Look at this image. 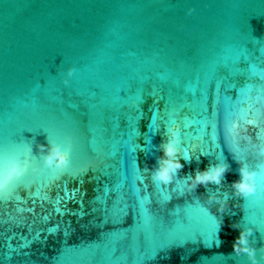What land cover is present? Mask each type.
Wrapping results in <instances>:
<instances>
[{"label":"water","instance_id":"1","mask_svg":"<svg viewBox=\"0 0 264 264\" xmlns=\"http://www.w3.org/2000/svg\"><path fill=\"white\" fill-rule=\"evenodd\" d=\"M0 185V264H264V0H0Z\"/></svg>","mask_w":264,"mask_h":264},{"label":"clouds","instance_id":"2","mask_svg":"<svg viewBox=\"0 0 264 264\" xmlns=\"http://www.w3.org/2000/svg\"><path fill=\"white\" fill-rule=\"evenodd\" d=\"M159 147L162 155L158 161V166L152 172V178L155 181L168 184L173 180V174L184 167V162L182 163L180 157L178 130H169L166 138H162ZM44 164L48 168H63L69 164V157L60 149L59 145H53L45 156ZM227 170L228 166L219 163L209 165L204 169L194 170L190 187H197L205 183L220 184L221 177L226 175ZM238 176L239 178L232 182L236 195L247 196L252 194L255 191V173L251 172L246 166H241L238 169ZM210 199L213 198L210 197ZM244 251L248 250L244 249Z\"/></svg>","mask_w":264,"mask_h":264},{"label":"snow or ice","instance_id":"3","mask_svg":"<svg viewBox=\"0 0 264 264\" xmlns=\"http://www.w3.org/2000/svg\"><path fill=\"white\" fill-rule=\"evenodd\" d=\"M154 126V125H153ZM52 141L54 144L59 145L60 149L66 154V155H70V148L67 145V143L58 135H53L52 137Z\"/></svg>","mask_w":264,"mask_h":264}]
</instances>
